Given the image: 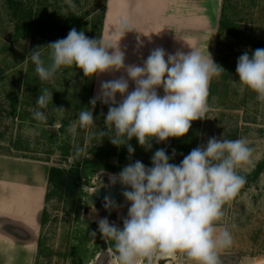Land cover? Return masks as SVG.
<instances>
[{
    "label": "rangeland",
    "instance_id": "1",
    "mask_svg": "<svg viewBox=\"0 0 264 264\" xmlns=\"http://www.w3.org/2000/svg\"><path fill=\"white\" fill-rule=\"evenodd\" d=\"M106 9L107 0H0V153L80 171L76 191L50 189L34 264H107L115 257L114 251L108 252L109 244L91 213L102 208L94 202L100 198L98 190L112 188L110 176L129 165L124 145L122 154L121 146L100 135L107 131L110 105L97 101L93 108L90 104L95 76L85 77L72 66L59 70L50 82L41 81L35 65L26 60L37 47L66 38L72 28L98 39ZM223 17L236 34L221 33ZM218 19L214 62L225 72L211 81L208 111L204 119L192 122L185 136L170 137L158 145L169 154L170 163L179 165L192 149L206 145L212 137L249 142L254 149L251 161L237 169L246 183L225 204V215L216 222L217 232L227 228L233 243L218 252L221 264H264V102L247 87L233 84L239 81L238 58L245 51L251 56L264 45V0H222ZM38 50L47 63L50 50ZM44 88L53 92V99L42 110L47 123L39 124L32 112ZM60 107L65 109L62 114L55 109ZM86 108L92 110L95 124L81 128L78 115ZM70 126H75L74 132L68 130ZM148 165L152 167L151 162ZM91 232H96L95 239ZM141 258L148 264L146 257ZM157 260L153 256L152 264ZM158 264L194 262L177 252L175 259Z\"/></svg>",
    "mask_w": 264,
    "mask_h": 264
},
{
    "label": "clouds",
    "instance_id": "2",
    "mask_svg": "<svg viewBox=\"0 0 264 264\" xmlns=\"http://www.w3.org/2000/svg\"><path fill=\"white\" fill-rule=\"evenodd\" d=\"M119 26L125 32L132 31L127 18H121ZM43 48L50 50L47 63L38 50ZM26 60L35 65L39 79L48 82L62 68L72 66L88 78L124 69L128 79L121 76L103 81L100 94L90 104L93 108L97 100L110 104L105 117L107 131L100 135L107 136L115 146L127 145L129 154L134 153L128 143L133 137L140 146L150 149L153 139L163 142L185 136L192 122L204 119L208 111L213 77L225 72L209 52L205 56L194 49L166 54L163 48H156L143 66H125V53L118 46L105 45L75 28L66 38L37 47ZM236 73L239 81L233 84L247 87L264 102V48L255 49L251 56L245 51L238 58ZM129 79L135 83L131 92ZM161 87L163 96L157 91ZM117 93L122 96L119 103ZM52 99L53 92L41 90L32 112L39 124L47 123L48 116L42 110ZM55 109L61 114L65 111L62 107ZM77 123L81 128L93 126L92 110L80 111ZM68 130L74 132L75 126ZM253 151L245 138L212 137L206 145L192 149L179 165L169 162L171 157L165 149H158L151 158L152 167L137 160L110 176L112 184L119 181L125 186L122 194L130 207L127 216L122 217V228L107 218L97 221L102 238L109 244L108 251H114L119 264H138L141 257L152 264L153 256L175 259L177 252L194 264H221L218 250L229 248L233 238L227 228L217 232L216 222L225 215V204L246 183L237 169L250 163ZM114 205L106 198L105 207ZM89 235L95 239L96 232Z\"/></svg>",
    "mask_w": 264,
    "mask_h": 264
},
{
    "label": "crops",
    "instance_id": "3",
    "mask_svg": "<svg viewBox=\"0 0 264 264\" xmlns=\"http://www.w3.org/2000/svg\"><path fill=\"white\" fill-rule=\"evenodd\" d=\"M221 1L107 0L102 41L105 45L118 46L125 53V66H143L156 48H163L166 54L188 53L194 49L206 56L209 52L214 60ZM121 18L128 19L132 31L121 30ZM121 76L128 79L124 69L96 75L93 97L100 94L103 81ZM134 88L135 83L129 79L128 91ZM157 91L164 95L162 87ZM116 100L117 103L122 100L119 93ZM128 143L134 148L132 154L127 145H124L123 154L121 146V153L129 157L128 164L139 160L148 167L155 151L164 149L155 139L150 149L140 146L135 137ZM49 170L45 161L0 153V264H34L49 187Z\"/></svg>",
    "mask_w": 264,
    "mask_h": 264
},
{
    "label": "trees",
    "instance_id": "4",
    "mask_svg": "<svg viewBox=\"0 0 264 264\" xmlns=\"http://www.w3.org/2000/svg\"><path fill=\"white\" fill-rule=\"evenodd\" d=\"M102 28H103V22L100 29V33L98 35V40H102ZM233 29L234 27L231 26L230 22L226 20V18L223 17L220 20L221 33L225 31H229L232 32L233 34H236V32ZM257 47H259V45H257ZM261 47L264 48V45H262ZM79 178H80V171L78 167H74L67 170L57 166H52L49 170V187H48L49 191L47 192L46 201L49 199L51 187H57L62 189L66 188L68 191L70 190L76 191L79 183ZM45 214H46V209L43 210V214L41 218L42 225L45 223Z\"/></svg>",
    "mask_w": 264,
    "mask_h": 264
},
{
    "label": "bare ground",
    "instance_id": "5",
    "mask_svg": "<svg viewBox=\"0 0 264 264\" xmlns=\"http://www.w3.org/2000/svg\"><path fill=\"white\" fill-rule=\"evenodd\" d=\"M112 176V175H111ZM119 184H120V182L119 181H117L115 184H112L111 183V186H113V187H116V188H118L119 187ZM110 186V187H111ZM125 187V186H124ZM128 190H131L130 188H128ZM118 195V192L117 193H114V196L115 195ZM130 207V202H126V200H125V198L124 197H122L121 199H119L117 202H115V205L114 206H111V207H102V208H100V210L98 211V210H93V211H91V213L93 214V217L95 218V219H101V218H107L108 220L110 219V218H108V217H105V216H103V214L101 215L100 213L103 211V210H105V208L106 209H108V210H110L111 212H114L115 213V217L113 218L114 219V221L113 222H115L116 224H117V226L118 227H123V221H122V217H126L127 216V212H126V209L127 208H129ZM109 222L111 223V221L109 220ZM109 252V251H108ZM107 252V253H108ZM113 253V252H112ZM111 253V254H112ZM167 258H171V257H165V258H158L157 257V264L161 261V260H165V259H167ZM171 261V260H170ZM107 264H119V262L118 261H116L115 259H112L111 261H109ZM138 264H143V259L142 258H138Z\"/></svg>",
    "mask_w": 264,
    "mask_h": 264
},
{
    "label": "water",
    "instance_id": "6",
    "mask_svg": "<svg viewBox=\"0 0 264 264\" xmlns=\"http://www.w3.org/2000/svg\"><path fill=\"white\" fill-rule=\"evenodd\" d=\"M123 190L124 187L121 186L118 188L112 186V188L110 189H100L98 190V192L101 194L100 198H98L97 200L94 199V202L96 203L97 207L99 206L104 207L106 198H109L110 200L117 202L119 199L124 197L122 194ZM117 192L118 195L116 194L114 196V193ZM126 212L128 213V208L126 209ZM103 216L113 219L115 217V213L105 208V210H103Z\"/></svg>",
    "mask_w": 264,
    "mask_h": 264
}]
</instances>
